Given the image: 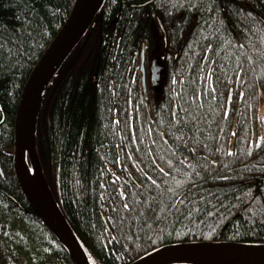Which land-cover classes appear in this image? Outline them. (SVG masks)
<instances>
[{"label": "trees", "instance_id": "16d2710c", "mask_svg": "<svg viewBox=\"0 0 264 264\" xmlns=\"http://www.w3.org/2000/svg\"><path fill=\"white\" fill-rule=\"evenodd\" d=\"M146 1L105 0L46 85L34 143L57 206L99 264L171 243L264 244V0ZM73 5L0 0V264H75L12 165L22 88ZM142 47L163 66L147 98Z\"/></svg>", "mask_w": 264, "mask_h": 264}, {"label": "water", "instance_id": "95a60500", "mask_svg": "<svg viewBox=\"0 0 264 264\" xmlns=\"http://www.w3.org/2000/svg\"><path fill=\"white\" fill-rule=\"evenodd\" d=\"M152 1L148 0L143 4H149ZM104 3L105 0H74L64 25L29 74L22 88L14 118L12 165L18 186L29 206L58 240L61 247L71 255L75 264L93 263L50 191L38 153H36L34 128L37 109L46 85L76 44L87 35V30L93 25ZM140 53L141 85L147 98L143 47ZM159 70L160 66L153 63L150 68L152 84L159 78ZM26 160L32 168L38 186H33L30 182ZM129 264H264V244L231 241L171 243L152 249Z\"/></svg>", "mask_w": 264, "mask_h": 264}, {"label": "rangeland", "instance_id": "374dc122", "mask_svg": "<svg viewBox=\"0 0 264 264\" xmlns=\"http://www.w3.org/2000/svg\"><path fill=\"white\" fill-rule=\"evenodd\" d=\"M147 4H144L143 5V7H144V10L145 9H147V6H146ZM148 10V9H147ZM148 12H149V10H148ZM96 21V20H95ZM95 21H94V23H95ZM162 23L160 22V20H158L155 16H154V18H152V19H150V25L152 26V30L154 31V40L156 41V40H158L159 41V37L161 36V35H163L162 34V32H163V29L161 30V28H160V33H161V35L159 34V32H157V31H155V28H156V26L155 25H159V27H160V25H161ZM164 33V32H163ZM159 43H160V41H159ZM159 43L156 41V44L157 45H159ZM144 51V50H143ZM157 51H159L160 52V50H159V48H157ZM141 52V51H140ZM144 53V52H143ZM157 53L158 52H156V50H154L153 51V53H151V55H149V54H147V53H144V57H143V63H144V74H145V85H146V95H147V97H148V85L149 86H151V88L154 86V87H159V81H160V79H161V77H162V75H163V73H162V68H163V66H162V63H160V61H159V57H158V55H157ZM160 55H161V52H160ZM158 57V59H157V57ZM140 57H141V55H140ZM140 63V62H139ZM153 63H155L156 65H159L160 66V70H159V78L156 80V82L155 83H153L152 84V82H151V74H149V68H151L152 67V65H153ZM140 66H141V63H140ZM151 73V72H150ZM141 77H142V74H141V71H140V77H139V80H140V85H141ZM142 86V85H141ZM142 90H143V86H142ZM143 95H144V92H143ZM26 167H27V169L29 170L30 169V172L31 173H33L32 172V168H31V166L30 165H28V161L26 160Z\"/></svg>", "mask_w": 264, "mask_h": 264}, {"label": "snow or ice", "instance_id": "6c2138e0", "mask_svg": "<svg viewBox=\"0 0 264 264\" xmlns=\"http://www.w3.org/2000/svg\"><path fill=\"white\" fill-rule=\"evenodd\" d=\"M225 115H227V112H225ZM190 151L194 153L196 151V148L194 147V148L190 149ZM153 183H155V182H153ZM177 183H179V182H177ZM181 195H184L186 197V195H187V188H182L180 190V194L179 195H177V194L174 193L173 196L170 197L169 202H171L172 200H175L176 202L182 203L183 201L180 200V196ZM124 207H128V205L125 204ZM146 211H150L152 213V216L150 218H153V217L156 216L155 209L153 208L152 205H148Z\"/></svg>", "mask_w": 264, "mask_h": 264}, {"label": "bare ground", "instance_id": "6f19581e", "mask_svg": "<svg viewBox=\"0 0 264 264\" xmlns=\"http://www.w3.org/2000/svg\"><path fill=\"white\" fill-rule=\"evenodd\" d=\"M27 173H28V175H29V178H30V182H31V184H32L33 186H38V185H37L36 178H35V175H33V173L30 172V169H29V170L27 169ZM86 254H87L88 258L90 259V261H91L93 264H99V263H97V262H96V261L90 256V254H89L88 252H86Z\"/></svg>", "mask_w": 264, "mask_h": 264}, {"label": "flooded vegetation", "instance_id": "af4514ba", "mask_svg": "<svg viewBox=\"0 0 264 264\" xmlns=\"http://www.w3.org/2000/svg\"><path fill=\"white\" fill-rule=\"evenodd\" d=\"M95 24V23H94ZM94 24H93V26H94ZM149 74H150V68H149Z\"/></svg>", "mask_w": 264, "mask_h": 264}]
</instances>
